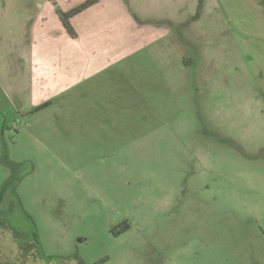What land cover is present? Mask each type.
Returning a JSON list of instances; mask_svg holds the SVG:
<instances>
[{"label":"rangeland","instance_id":"rangeland-1","mask_svg":"<svg viewBox=\"0 0 264 264\" xmlns=\"http://www.w3.org/2000/svg\"><path fill=\"white\" fill-rule=\"evenodd\" d=\"M6 1L0 35L28 50L0 56V264H264V41L245 0L200 20L187 3L185 30L166 0H133L147 34L90 10L73 40L17 24L52 0Z\"/></svg>","mask_w":264,"mask_h":264},{"label":"crops","instance_id":"crops-1","mask_svg":"<svg viewBox=\"0 0 264 264\" xmlns=\"http://www.w3.org/2000/svg\"><path fill=\"white\" fill-rule=\"evenodd\" d=\"M3 1H4L3 6L0 7V10L2 11V13L0 14V21H10L8 20V17L12 14L13 11L11 10L10 7H8V4H7L8 2L7 1L5 2V0ZM79 1H82V0H77V1L76 0H52L44 4L41 3L39 4L41 5L40 14H37V15L27 14L24 17V20L23 21L19 20L17 24L20 27H25V29H28L29 32L31 28L37 29L41 27V29L44 30L45 27L49 25V26L57 27L58 30L62 33L61 37L65 38L67 37V35L71 37L68 31L64 28L62 22L60 21L58 9H60V11L64 13L69 12L75 8V6L78 4L77 2ZM201 1L202 0H199V2ZM214 1L215 3L208 4L209 3L208 0H203L202 13L205 10V8H207V6H213V9L216 8L218 10L220 9V7L224 6L226 8H230L231 11H232L233 6L238 7V1H235V2L233 0H232L233 2L231 1L229 2L228 0H223V1L214 0ZM103 2L104 0H97V3L94 4L92 7H90L88 10L81 13L79 16L77 15L76 17H73L71 19V24L73 28L75 29L80 25L79 23V25L75 27L73 23L78 21L80 17L84 16V14H86L90 10H93V11H96L98 15L97 21L95 22V25L98 29L100 27L103 28V27H110V26L114 28H119L121 27L120 25L124 24L125 18H131L132 21L129 24H131L135 28L139 27L140 22H143L144 25L146 24V26H142L143 32H146V34L150 32L151 29L154 32H157L158 29L149 25L148 24L149 22H147V20H141L142 16H140L138 12H136L132 7L133 0H106V3L104 4ZM199 2L198 1L193 2V0H166L165 4L167 5V7L173 6L175 10L169 9L168 10L169 13L166 15L165 20H168L170 24H174L175 27H181V29L183 28V30L187 29V27H185V24L188 23L187 21L189 19L185 20L186 19L185 17H187L184 11V7H187L185 6V4L188 3L189 5L190 3V7L193 6L192 8H196L197 10ZM30 3H31L30 0H28L27 4L29 5ZM242 5L246 8H249L251 11H255L261 17V21H260V38L261 39L260 40L264 41V0H245V3L243 1ZM3 10H6V12ZM132 10L134 11L132 12ZM234 10L236 11L237 8H234ZM132 13L134 14V16L132 15ZM131 16H133L134 18ZM137 21L139 22V24ZM119 22H121L120 25H119ZM81 26H84V24H82ZM79 29L82 30V28H79ZM226 32H228V30ZM224 35H226V37L227 36L229 37V35L227 34H224ZM20 37H10V36L8 37V36L0 35V56L5 59H9L10 55H6V50L11 49L12 45H14L13 47L14 51L18 52L20 55L21 54L26 55V50H28L25 47L26 45L23 44L24 45L23 47L18 46L19 41L21 39ZM23 37L26 38L25 35ZM75 38L78 39V35ZM245 38L246 36L242 38V40L245 41L246 40ZM70 39L73 40L74 38L71 37ZM14 86L15 85H11V91L14 90ZM40 105L42 106L43 104H41L40 102L38 107Z\"/></svg>","mask_w":264,"mask_h":264},{"label":"trees","instance_id":"trees-1","mask_svg":"<svg viewBox=\"0 0 264 264\" xmlns=\"http://www.w3.org/2000/svg\"><path fill=\"white\" fill-rule=\"evenodd\" d=\"M202 2H199L198 8H197V14L195 15L193 20H198L201 17V12H202ZM97 3V0H87L86 2H84L83 4H81L80 6L75 7L74 9H72L69 12H62L60 11V9H58V14H59V18L60 21L62 22L64 28L68 31L69 35L73 38H75L77 35V32L74 30L72 24H71V19L73 17H76L77 15L79 16L81 13L85 12L86 10H88L90 7H92L94 4ZM48 106H50V103H45L42 106L40 105L39 107H37L38 110H42L47 108ZM13 166H16V164L14 163ZM128 226L123 229L122 232H126L128 230ZM121 234V233H120Z\"/></svg>","mask_w":264,"mask_h":264},{"label":"flooded vegetation","instance_id":"flooded-vegetation-1","mask_svg":"<svg viewBox=\"0 0 264 264\" xmlns=\"http://www.w3.org/2000/svg\"><path fill=\"white\" fill-rule=\"evenodd\" d=\"M16 164V166H13V168L11 169V178H13V179H15L18 183L19 182H21V180L19 179V178H16V176H14L15 175V173H16V171H18V169H17V166L19 165V164H21V162H19V163H15ZM18 164V165H17Z\"/></svg>","mask_w":264,"mask_h":264}]
</instances>
